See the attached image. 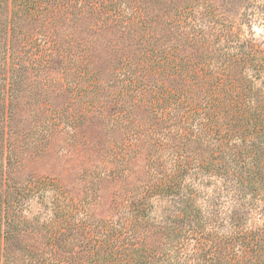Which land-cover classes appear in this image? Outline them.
Segmentation results:
<instances>
[{
  "label": "trees",
  "instance_id": "16d2710c",
  "mask_svg": "<svg viewBox=\"0 0 264 264\" xmlns=\"http://www.w3.org/2000/svg\"><path fill=\"white\" fill-rule=\"evenodd\" d=\"M197 1L0 0V264H264V47ZM82 117L122 134L105 158L124 177L144 151L109 218L15 178L20 119L50 136Z\"/></svg>",
  "mask_w": 264,
  "mask_h": 264
},
{
  "label": "rangeland",
  "instance_id": "374dc122",
  "mask_svg": "<svg viewBox=\"0 0 264 264\" xmlns=\"http://www.w3.org/2000/svg\"><path fill=\"white\" fill-rule=\"evenodd\" d=\"M185 1L187 2V0H151L152 9H156L159 13L163 11L162 9L182 6ZM234 1L236 0H198L195 3H200L197 8L205 11L213 8L211 3L217 6L219 12L226 9L223 14L234 21V29L237 35L241 36L240 40L252 41L264 47V0ZM246 11L253 12L254 16L250 18L244 16L242 13ZM68 99L73 102L72 108L79 115L82 111L80 101L82 98L78 93H73ZM53 101L60 105L63 100L53 98ZM68 105L70 104L66 100L65 107ZM39 116L41 117V111ZM34 123L32 119H20L17 126L24 133L18 141L19 163L15 171L17 181H25L31 176L54 177L75 200L84 199L86 203L87 200L91 201V198L95 199L89 203V206L99 218L111 216L115 193H124L140 183L144 151L133 159L131 174L124 177L122 166L119 169L117 163L105 158L106 149L114 140L119 143L122 134L107 129L101 124L100 119L82 117L76 130L53 132L50 136L44 135L40 128L38 134H31L29 131L34 130L32 128ZM48 128L50 131L51 128ZM115 168L117 171L111 174V170ZM44 204L45 201L42 199L30 202L26 213L30 222H34V216L45 210ZM254 218L260 223L257 216Z\"/></svg>",
  "mask_w": 264,
  "mask_h": 264
}]
</instances>
